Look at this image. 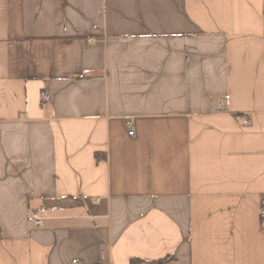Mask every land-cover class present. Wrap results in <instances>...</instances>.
<instances>
[{"label": "crops", "instance_id": "1", "mask_svg": "<svg viewBox=\"0 0 264 264\" xmlns=\"http://www.w3.org/2000/svg\"><path fill=\"white\" fill-rule=\"evenodd\" d=\"M262 196L264 0H0V264H264Z\"/></svg>", "mask_w": 264, "mask_h": 264}, {"label": "built area", "instance_id": "2", "mask_svg": "<svg viewBox=\"0 0 264 264\" xmlns=\"http://www.w3.org/2000/svg\"><path fill=\"white\" fill-rule=\"evenodd\" d=\"M50 100H51V97L49 93L45 91L40 92L39 103L41 104L43 108L48 106V103L50 102ZM240 123L242 127H248L250 124L249 120L245 116L240 117ZM126 130H128V135L130 137H133L135 135L134 123L132 121H128L126 123ZM259 213H260L261 220L264 222V196H262L261 198V208H260ZM44 214H45V209L43 207H40L36 211H32L30 213L29 219L31 220V223L34 228H40L44 226V220H43ZM141 264H148V263H141Z\"/></svg>", "mask_w": 264, "mask_h": 264}, {"label": "trees", "instance_id": "3", "mask_svg": "<svg viewBox=\"0 0 264 264\" xmlns=\"http://www.w3.org/2000/svg\"><path fill=\"white\" fill-rule=\"evenodd\" d=\"M172 257L168 256L162 259L154 260L153 262H144L142 260H138L136 258H130L129 259V264H141V263H148V264H166L168 261H171Z\"/></svg>", "mask_w": 264, "mask_h": 264}]
</instances>
